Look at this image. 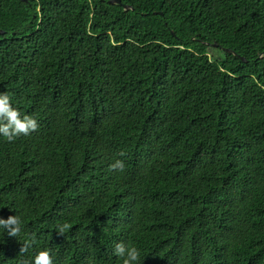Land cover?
<instances>
[{"label":"trees","instance_id":"obj_1","mask_svg":"<svg viewBox=\"0 0 264 264\" xmlns=\"http://www.w3.org/2000/svg\"><path fill=\"white\" fill-rule=\"evenodd\" d=\"M108 1L0 0V264H264V0Z\"/></svg>","mask_w":264,"mask_h":264},{"label":"clouds","instance_id":"obj_2","mask_svg":"<svg viewBox=\"0 0 264 264\" xmlns=\"http://www.w3.org/2000/svg\"><path fill=\"white\" fill-rule=\"evenodd\" d=\"M39 125L37 120L30 115H23L11 105L10 97L6 93L0 92V135H3L9 142H12L20 135H29L36 131ZM120 156L125 153L121 152ZM110 170L123 171L124 162L120 159L114 160L109 165ZM22 222L19 216L9 215L6 219L0 218V229L6 230L8 236L16 237L21 230ZM70 225L63 224L57 226V232L61 235ZM31 244H24L19 250L20 253L27 251ZM113 253L120 257L122 264H140L141 258L139 250L134 246H126L123 242H117L113 246ZM21 264H53V258L48 250H39L35 253L31 261L23 260Z\"/></svg>","mask_w":264,"mask_h":264},{"label":"water","instance_id":"obj_3","mask_svg":"<svg viewBox=\"0 0 264 264\" xmlns=\"http://www.w3.org/2000/svg\"><path fill=\"white\" fill-rule=\"evenodd\" d=\"M22 1H27V0H22ZM110 5H119L122 6L124 10L128 11H133L135 13H137V11L129 4H124L121 2V0H109L107 2ZM158 13V12H156ZM161 13V12H160ZM162 14V13H161ZM5 32L3 30H0V34H4ZM173 33V31H172ZM206 45L212 46V47H218L219 45L217 43H209V42H204ZM224 51L231 53L233 55H235L237 58H239L240 60H242L243 62L247 63V60L244 57H241L240 55L236 54L233 50L230 49H223ZM264 56V52L262 54H260V56L258 58H262Z\"/></svg>","mask_w":264,"mask_h":264}]
</instances>
